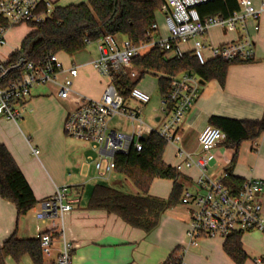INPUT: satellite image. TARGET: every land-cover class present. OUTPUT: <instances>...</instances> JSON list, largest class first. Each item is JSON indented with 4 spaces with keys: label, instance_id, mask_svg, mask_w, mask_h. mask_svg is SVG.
<instances>
[{
    "label": "built area",
    "instance_id": "obj_1",
    "mask_svg": "<svg viewBox=\"0 0 264 264\" xmlns=\"http://www.w3.org/2000/svg\"><path fill=\"white\" fill-rule=\"evenodd\" d=\"M157 12L164 17V26L155 22L150 26L145 38L133 41L120 34H105L94 41L98 56L91 62L97 72L106 79V85L99 98H93L76 90L73 78L78 75L79 66H65L59 52H51L43 62L27 59L25 53L14 57L20 48L3 52L7 45L8 31L22 23L38 25L51 18L56 7L53 0H0V116L18 120L21 111L17 105L30 97L32 89L41 84L56 87L61 99L72 103L64 119V130L68 136L91 144L96 152L90 156L100 178L108 179L114 171L115 157L128 153L131 149L140 151L142 136L155 132L167 143L177 144L174 168L182 171L195 167L200 171L194 189L186 188L181 202L189 208L187 242L198 245L203 237L228 238L234 233L258 230L264 233V180L249 178L241 188L225 183L228 171L218 177L207 172L212 161H217L215 148L225 140L226 133L218 126L207 124L198 137L199 148L189 151L178 142L187 111L200 92L198 74L185 70L169 77L170 83L161 94L159 126L154 127L143 121L138 111L125 107L126 99L116 82L118 76H126L131 82L139 77L138 67L133 59L148 53L152 48H160L167 59L196 57L201 64L212 59L225 61H251L255 58V38L253 31L260 28V18L264 12V0H236L237 8L229 15H207L202 17L197 6L211 0H162ZM213 27L238 31V37L215 44L206 40ZM65 74L61 78V74ZM126 74V75H116ZM143 103H149V93L133 86L130 96ZM121 114L132 122L131 132L114 129L111 120ZM35 154L39 149H33ZM74 199L66 185L58 186L53 195L40 202L36 218L47 221L48 229L41 231L43 254L55 249L56 239L61 245L57 248V264H73L74 244L65 235V216L72 212ZM178 264H189L178 257ZM258 264H264V254L257 257Z\"/></svg>",
    "mask_w": 264,
    "mask_h": 264
},
{
    "label": "crops",
    "instance_id": "obj_2",
    "mask_svg": "<svg viewBox=\"0 0 264 264\" xmlns=\"http://www.w3.org/2000/svg\"><path fill=\"white\" fill-rule=\"evenodd\" d=\"M83 1L87 0H57L56 4L67 5ZM253 34L255 58L232 63L227 70L224 85L216 78L207 81L200 78L199 95L187 111L180 131L178 144L182 148L198 150L201 130L207 124L214 125L210 121L212 116L250 121L263 118L264 12L260 18V28L253 31ZM237 37L238 31L213 27L205 38L209 42L220 44ZM63 52L59 51L58 54ZM78 52L67 54L72 58ZM69 58L60 60L65 66H79L78 75L73 78L75 89L90 97L99 98L106 80L92 66L94 59L76 63L75 59ZM136 67L139 72L142 70L141 67ZM64 76V73L61 74V78ZM17 107L21 111L18 120L0 116V144L7 147L20 167L33 190L37 204L26 214L18 216L15 204L0 195V245L13 233L21 238H29L37 237L41 231L47 230L49 223L36 218L40 202L53 195L58 186L66 185L72 197L77 200L72 212L65 216V235L74 244L73 264H166L171 255L181 257L189 264H235L223 248L225 239L220 237H203L199 239L198 245H189L185 251L182 250L188 239L190 218L188 206L181 202L182 194L174 206L162 213L158 226L150 232L128 224L115 213L104 209H90L88 203L94 185L105 182L104 178L97 176L90 162V156H96L91 144L65 133L64 119L67 111L73 108L72 103L58 97L55 86L41 84L35 86L30 97ZM116 116L124 118L121 114ZM159 117L160 115L156 116L158 122ZM112 120L114 129L128 132L113 125ZM176 146L177 144L167 143L163 153V160L173 168L178 161L175 157ZM35 148L39 149L38 154L34 153ZM234 151L233 147L221 142L214 150L218 160L212 161L207 169L209 175L218 177L223 171H228L243 180H264V131L258 138L244 140L240 144L237 159L232 165ZM177 172L178 181L183 185L182 193L186 188H195L196 179L200 175L197 168ZM115 183L112 184L115 187L121 185L119 181ZM173 185V179L155 177L150 184L149 194L168 198ZM262 199L264 203V193ZM241 241L248 254L245 264H250L251 259L258 264L255 259L264 254V233L258 230L247 231L242 234ZM54 245L55 249L50 254H44L43 264H57L60 239H56ZM5 262L35 264L29 254H24L19 261L9 255Z\"/></svg>",
    "mask_w": 264,
    "mask_h": 264
},
{
    "label": "trees",
    "instance_id": "obj_3",
    "mask_svg": "<svg viewBox=\"0 0 264 264\" xmlns=\"http://www.w3.org/2000/svg\"><path fill=\"white\" fill-rule=\"evenodd\" d=\"M57 1V0H53ZM162 0H87L67 5H56L52 17L35 25L24 36L20 53H25L28 60L43 62L51 52L64 51L73 54L82 50L85 39L91 41L105 34H121L133 41L145 38L150 26L155 22ZM202 17L207 15H229L237 8L236 0H211L197 6ZM236 61L212 59L201 64L194 56L182 58L165 57L160 48H152L148 53L133 59V65L142 70L139 77L131 82L126 76H118L117 83L124 98L130 96V90L148 70L161 71L164 75L158 79L160 92L164 94L169 77L188 70L207 81L216 78L224 85L227 70ZM126 75V74H116ZM211 123L225 133L226 146L235 149L231 163H235L239 146L244 140H254L264 131V116L261 120L250 121L227 117L212 116ZM140 151L131 149L115 157L114 171L124 174L135 186L136 191L127 192L113 185H94L89 199L90 209H104L119 215L128 224L150 232L159 224L162 213L174 206L182 194L183 185L178 181L179 173L163 160L167 142L153 132L142 139ZM155 177L174 180L172 192L168 198L149 194V187ZM244 180L228 172L225 183L238 191ZM0 195L17 208V215L26 214L36 204L37 199L20 167L3 144H0ZM242 233H234L225 239L223 248L235 264H245L248 254L243 249ZM24 254H29L35 264H43L40 238H21L13 233L0 245V264H6L5 258L12 256L19 261ZM180 259L171 255L166 264H178Z\"/></svg>",
    "mask_w": 264,
    "mask_h": 264
},
{
    "label": "rangeland",
    "instance_id": "obj_4",
    "mask_svg": "<svg viewBox=\"0 0 264 264\" xmlns=\"http://www.w3.org/2000/svg\"><path fill=\"white\" fill-rule=\"evenodd\" d=\"M156 21L158 25L163 28L164 17L160 12H157ZM33 29L34 26L28 23H22L12 27L7 33V45L2 49L3 52L21 48L22 39ZM59 57L68 59L70 55L63 52L59 54ZM96 57V44L92 42L86 43L85 47L82 50H80L77 54H74L73 57H70L69 59H75L76 63H82L90 61L91 59H95ZM162 75L164 74L161 71L148 70L144 73L143 77L139 79L136 83L137 88L150 94L151 100L149 103H143L131 97L127 98L125 103V107L127 109H135L136 111H138L139 115L145 123L153 125L155 127H158L159 125V122L156 121V116L160 114L159 109L161 107V92L158 79ZM112 124L128 132H130L132 128V122L126 120L125 118H122L121 116H116L115 118H113ZM92 172L94 174V171ZM103 181L107 185L116 184L115 182L119 181L121 182V185H117L118 188L127 192L136 191V188L133 183L124 174L119 173L117 171H113L109 175L108 179H103ZM251 261L250 264H255L252 259Z\"/></svg>",
    "mask_w": 264,
    "mask_h": 264
},
{
    "label": "water",
    "instance_id": "obj_5",
    "mask_svg": "<svg viewBox=\"0 0 264 264\" xmlns=\"http://www.w3.org/2000/svg\"><path fill=\"white\" fill-rule=\"evenodd\" d=\"M202 82H204V81H202ZM145 137H146V135H143V136H142V139L145 138Z\"/></svg>",
    "mask_w": 264,
    "mask_h": 264
}]
</instances>
